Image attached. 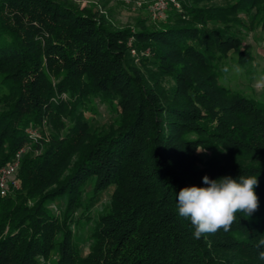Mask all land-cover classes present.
<instances>
[{
  "label": "trees",
  "instance_id": "16d2710c",
  "mask_svg": "<svg viewBox=\"0 0 264 264\" xmlns=\"http://www.w3.org/2000/svg\"><path fill=\"white\" fill-rule=\"evenodd\" d=\"M108 2L0 0V166L25 148L0 264H264V102L227 83L254 72L264 0L169 1L132 26ZM205 175L257 176L259 208L197 239L176 196Z\"/></svg>",
  "mask_w": 264,
  "mask_h": 264
},
{
  "label": "clouds",
  "instance_id": "9594fccd",
  "mask_svg": "<svg viewBox=\"0 0 264 264\" xmlns=\"http://www.w3.org/2000/svg\"><path fill=\"white\" fill-rule=\"evenodd\" d=\"M203 183L207 186L183 187L176 196L178 214L190 221L197 239L220 230L227 232L236 222L238 213L250 217L259 208L255 175H241L239 179L225 176L215 180L205 175ZM255 247L264 248V238L258 239ZM258 258L264 260V251H258Z\"/></svg>",
  "mask_w": 264,
  "mask_h": 264
},
{
  "label": "rangeland",
  "instance_id": "374dc122",
  "mask_svg": "<svg viewBox=\"0 0 264 264\" xmlns=\"http://www.w3.org/2000/svg\"><path fill=\"white\" fill-rule=\"evenodd\" d=\"M81 5H98V0H77ZM155 0H109L108 6L114 22L118 26H132L139 17L147 22L158 24L160 19L153 18ZM163 19V18H162ZM243 45L249 48L254 55V72L247 76L243 70H235L229 75L227 83L264 102V32L251 30L243 35ZM98 113L95 123H104L109 120L111 110L107 105L96 99ZM108 201V199H105ZM100 204H98L99 208ZM89 243H84L87 249Z\"/></svg>",
  "mask_w": 264,
  "mask_h": 264
},
{
  "label": "built area",
  "instance_id": "2783aa9c",
  "mask_svg": "<svg viewBox=\"0 0 264 264\" xmlns=\"http://www.w3.org/2000/svg\"><path fill=\"white\" fill-rule=\"evenodd\" d=\"M169 1L175 0H155L153 18L162 19L165 16V10ZM135 52V49H132ZM25 152L24 147H20L15 156L8 163L0 166V192L5 194L8 191L9 186H18V180L15 177L16 169L20 164V160Z\"/></svg>",
  "mask_w": 264,
  "mask_h": 264
}]
</instances>
